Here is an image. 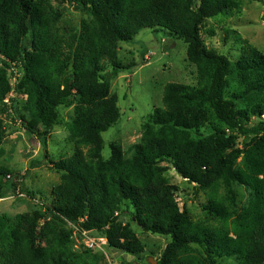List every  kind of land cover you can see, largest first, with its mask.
<instances>
[{
    "label": "trees",
    "instance_id": "1",
    "mask_svg": "<svg viewBox=\"0 0 264 264\" xmlns=\"http://www.w3.org/2000/svg\"><path fill=\"white\" fill-rule=\"evenodd\" d=\"M64 1L85 14L78 27L63 25V8L51 0H0V158L13 110L46 148L50 132L64 126L61 110L73 108L74 145L55 163L60 181L41 210L14 220L0 213V264H108L100 250L76 249L70 224L140 256L146 247L121 220L131 209L144 232L172 238L157 264H264V53L244 42L232 60L202 37L206 21L240 9L242 0ZM147 29L184 42L197 84H167L139 142L128 153L113 142L105 158L103 134L121 118L112 80L136 66L122 63L120 48ZM13 66L20 73L15 89L26 96L12 99L19 108L5 102ZM170 169L195 196L207 195L205 219L195 221L180 205ZM0 180V197L19 186L36 196L5 165ZM236 188L249 192L246 205Z\"/></svg>",
    "mask_w": 264,
    "mask_h": 264
},
{
    "label": "rangeland",
    "instance_id": "2",
    "mask_svg": "<svg viewBox=\"0 0 264 264\" xmlns=\"http://www.w3.org/2000/svg\"><path fill=\"white\" fill-rule=\"evenodd\" d=\"M238 10L218 16L206 21L202 29V37L207 48L213 52L237 60L240 56L242 43L247 42L264 53V0H242ZM56 8H63L61 23L67 26L78 27L86 18L85 14L73 2L51 0ZM215 31V37L209 36V31ZM29 35L27 46L32 38ZM120 58L124 65L136 66L122 72L118 78L112 80V92L118 96V106L121 118L116 126L103 134V157L109 158L111 154L110 144L120 142L123 150L128 153L130 147L139 142L141 127L145 118L154 111L155 107H162L164 87L169 83H184L196 85V70L190 66L186 59V46L183 41L176 40L166 32L154 33L151 30H143L132 43H124L120 48ZM10 71V81H14L16 75ZM12 99L25 101L26 96L14 89L8 98V105L17 107ZM64 126L54 129L47 138V147H43L37 137L31 135L21 126L16 111H10L6 116V130L8 137L4 141L1 150L0 165H5L15 171L20 183L24 181L25 187L34 191L36 196L16 192H10L12 199L0 202V213L8 215L11 219L20 213L41 210L45 197H48L52 186L60 181V175L54 167L61 158L70 157L74 145L70 143L71 135L69 124L73 116V108L61 110ZM49 158L45 159L44 154ZM130 156V154H128ZM169 182L179 187L177 200L181 206L185 203L192 218L195 221L206 218L204 205L207 204V195L202 192L195 196L194 186L181 178L175 170L167 173ZM238 203L244 206L249 201V192L244 188H236ZM125 223H131L132 227L146 247L145 253L134 256L120 250L110 248L105 239L103 245L104 254L108 264H150L157 261L166 246L171 242L170 236H160L144 232L132 220V209L121 217ZM93 238H103L100 234L93 233ZM84 246L76 241V249ZM85 247V246H84ZM225 264H235L228 261Z\"/></svg>",
    "mask_w": 264,
    "mask_h": 264
},
{
    "label": "built area",
    "instance_id": "3",
    "mask_svg": "<svg viewBox=\"0 0 264 264\" xmlns=\"http://www.w3.org/2000/svg\"><path fill=\"white\" fill-rule=\"evenodd\" d=\"M12 72H14L13 74L16 75V78L13 79L14 81H10L11 86L13 87L12 92H14V89L18 83V79L20 78V73L18 71L17 68H15L14 66L11 68ZM11 92V93H12ZM10 93V94H11ZM9 94V95H10ZM8 104V101H5ZM11 177L8 175L4 180L3 183H5L7 180H9ZM2 182L0 180V186H1ZM19 196H23L22 194H20L19 189L16 190V193ZM13 196H3L0 197V202L2 201H6L9 199H12ZM70 227L74 229V235H75V239L77 242L83 244L85 247L89 248V249H96V250H100L102 252H104L103 249V245H105V239L104 238H93L90 235H92V232H87V231H81L77 226L70 224Z\"/></svg>",
    "mask_w": 264,
    "mask_h": 264
},
{
    "label": "water",
    "instance_id": "4",
    "mask_svg": "<svg viewBox=\"0 0 264 264\" xmlns=\"http://www.w3.org/2000/svg\"><path fill=\"white\" fill-rule=\"evenodd\" d=\"M158 262L157 261H153V262H151L150 264H157Z\"/></svg>",
    "mask_w": 264,
    "mask_h": 264
}]
</instances>
